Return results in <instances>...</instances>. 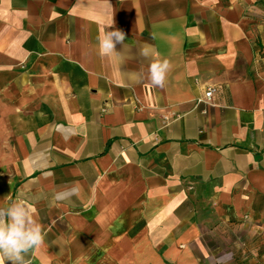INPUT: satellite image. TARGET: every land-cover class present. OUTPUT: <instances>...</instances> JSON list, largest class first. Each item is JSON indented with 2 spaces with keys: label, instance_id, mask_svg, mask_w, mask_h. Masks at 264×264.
I'll return each mask as SVG.
<instances>
[{
  "label": "crops",
  "instance_id": "1",
  "mask_svg": "<svg viewBox=\"0 0 264 264\" xmlns=\"http://www.w3.org/2000/svg\"><path fill=\"white\" fill-rule=\"evenodd\" d=\"M17 197L45 232L31 264H264V0H0V207Z\"/></svg>",
  "mask_w": 264,
  "mask_h": 264
},
{
  "label": "clouds",
  "instance_id": "2",
  "mask_svg": "<svg viewBox=\"0 0 264 264\" xmlns=\"http://www.w3.org/2000/svg\"><path fill=\"white\" fill-rule=\"evenodd\" d=\"M125 39V33L115 27L112 16L97 37L99 56L102 58L116 56L119 53L116 45L123 44ZM148 53L149 46L146 45L142 49V55L147 56ZM171 67L166 57L151 62L147 67L149 86L163 89ZM45 175L52 174L45 173ZM78 194V187H72L57 191L54 198L57 202H63ZM44 244L43 225L35 215V210L24 199L19 197L9 199L6 205L0 207V264H5L6 261L9 264H31L26 257Z\"/></svg>",
  "mask_w": 264,
  "mask_h": 264
},
{
  "label": "built area",
  "instance_id": "3",
  "mask_svg": "<svg viewBox=\"0 0 264 264\" xmlns=\"http://www.w3.org/2000/svg\"><path fill=\"white\" fill-rule=\"evenodd\" d=\"M213 93H214V88L213 87L207 88L205 93H204V100L205 101L210 100L212 95H213ZM199 101H201V99Z\"/></svg>",
  "mask_w": 264,
  "mask_h": 264
}]
</instances>
